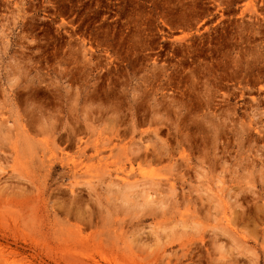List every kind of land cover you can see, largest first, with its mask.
Instances as JSON below:
<instances>
[{
  "label": "rangeland",
  "instance_id": "374dc122",
  "mask_svg": "<svg viewBox=\"0 0 264 264\" xmlns=\"http://www.w3.org/2000/svg\"><path fill=\"white\" fill-rule=\"evenodd\" d=\"M0 264H264V0H0Z\"/></svg>",
  "mask_w": 264,
  "mask_h": 264
},
{
  "label": "bare ground",
  "instance_id": "6f19581e",
  "mask_svg": "<svg viewBox=\"0 0 264 264\" xmlns=\"http://www.w3.org/2000/svg\"><path fill=\"white\" fill-rule=\"evenodd\" d=\"M2 254H3L4 257L6 256V253H5V255H4V252H3V251H2ZM5 259H8V258L5 257Z\"/></svg>",
  "mask_w": 264,
  "mask_h": 264
}]
</instances>
